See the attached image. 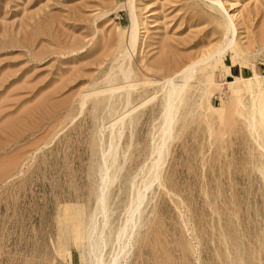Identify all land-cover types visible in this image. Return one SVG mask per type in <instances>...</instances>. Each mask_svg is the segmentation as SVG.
Returning <instances> with one entry per match:
<instances>
[{
    "label": "rangeland",
    "instance_id": "1",
    "mask_svg": "<svg viewBox=\"0 0 264 264\" xmlns=\"http://www.w3.org/2000/svg\"><path fill=\"white\" fill-rule=\"evenodd\" d=\"M121 1L0 0V165L17 155L0 166V264H85V239H76L74 225L81 228L93 206L94 165L111 141L127 161L107 190L108 263L124 240L115 230L135 188L124 173H137L139 184L153 158L167 70L218 46L230 13L238 45L211 67L216 82L207 96L198 83L204 69L185 86L164 165L120 264H264V114L257 135L244 116L249 92L241 84L244 105H237L230 89L232 75H251L252 63L264 74V48L253 56L242 47L261 43L264 0H134L138 40L123 60L130 16L114 9ZM119 60L131 67L134 97L146 98L134 100L132 124L113 140L107 79L118 75L109 69ZM84 94L91 95L80 108Z\"/></svg>",
    "mask_w": 264,
    "mask_h": 264
},
{
    "label": "bare ground",
    "instance_id": "2",
    "mask_svg": "<svg viewBox=\"0 0 264 264\" xmlns=\"http://www.w3.org/2000/svg\"><path fill=\"white\" fill-rule=\"evenodd\" d=\"M210 1H211L210 3H212L213 5L215 3L221 4L220 0H210ZM119 7H124L125 9H127L129 16H130V23H129L128 29H127L128 35H127L126 43H125V46L123 47V50H121L119 52L120 55H118L119 58H121L123 60L128 55L129 47L132 50L136 47V43L138 40V31H137L138 30V18L134 12V0H122L121 2L116 3V6L114 7V9H117ZM234 17H235L234 13H232V14L230 13V15H228V19L226 20L225 29L223 32V38H222V40L218 46H216L215 48H213L211 50L205 51L198 58L190 59L184 64L179 65L177 62H174L172 64V66H170V68H168L167 71H170V72H168L169 74L167 75V77L165 79V83H166V87H165L166 89L165 90H166V92H165V96H164L163 104H162L161 122L159 124L160 125L159 126L160 127L159 128V137H158V141H156L153 144V146L151 147V150H150V155H153V158L151 160L150 165L147 167V170L144 173V175L140 176V177H142L140 182L138 179L139 184L135 185V183L133 181L134 177L136 178L137 173H133V172L128 173V174L124 173V175L128 176V178H127L128 182L132 186L134 185L135 188L132 191L133 196H132V198L130 197L131 200L128 197V199L130 200L129 206L127 207V205H126L128 214H125V215H127L126 218L123 220L122 224H120L115 230L116 240L118 242L122 238H124V240H123V242H121V245L118 246V250L116 249L117 251L112 253L107 264H120V258L123 259V257L126 254V251L128 250L127 246L130 243L129 238L131 237V235L134 232V231H132V229L135 228V226L138 222H140L139 221V217L141 215L140 206H141L143 199L145 198L146 190L152 185V183L154 181L158 180V178H159V169L158 168L162 165L161 163H163V165H164V162H162L163 161L162 158H163L164 152L167 149L166 140L172 136L173 122H175V120H176V114L178 113V104L181 101L182 96L184 94L185 86L187 85V83H189L188 81L194 76V73H195L197 68L204 69V73L199 78L198 83H199L200 95L207 96V94L210 91V88L213 85H215V82H216L214 80V73H213L211 67H213L215 65V63L220 62L222 60L224 54L229 49H233L234 45H238V42H237L238 27L236 26V23L234 22V19H235ZM236 20H237V17H236ZM257 37L260 39L261 43H259V41L256 40V38H254L253 44L256 45V48L253 51H249V48H247L248 46L246 47L243 45L242 46L243 51H245L246 53H250L253 56L256 54H260L264 48V38H263L264 32L260 33ZM250 65L252 68V74L251 75L243 76L240 73H239V75H232L231 74L233 78L230 81V89L232 92V96L235 98V100L237 102V105L238 104L244 105L243 101H242V85H244L245 89L249 92L250 98L248 100V110H246V112H244V114H245L244 116H246L248 118V122H247L248 127L253 132H256L257 135H259L260 131L258 132V128H259V125L261 124L260 119H261V116L264 114V112L262 111V106L264 104V74L258 73L256 71L255 65L253 63ZM114 68L117 69L118 75L112 76L111 78L107 79V81L109 83H111L110 88H109V90H110L109 92L112 94L113 97L115 96L114 97V100H115L114 101V109H113V112L111 113V115H113L112 123L110 124V128H111L110 132H111V137H112L111 139L120 138L122 131L124 130V127L126 125L132 124L133 119H134V117L132 115V111L134 109H136V108H134L135 105H133L134 100L140 96V98H141L140 100L142 102L146 98L144 96L142 97V93H138L137 95H135L136 97H134V95H133V91H134V89H136V82H134L135 80L131 76L130 65L123 64L122 61L119 60L114 65L110 66L109 71H112ZM145 72H147V71H145ZM241 77L244 78L243 83L239 82ZM175 78H178L179 80L176 81V80H174ZM94 84H95V82H94ZM93 88H95V87H93ZM95 92H98V91H95ZM101 92H102V90H101ZM101 92H99V93H101ZM88 95H91V94H84L80 97V99H79L80 108H82L83 105L85 104L86 97ZM191 96H192V93H191ZM154 97H155V95H154ZM108 105H109V103H108ZM208 106L210 108H213L212 104L209 101H208ZM137 107H139V106H137ZM107 111H108V109H107ZM239 112L242 113L241 111H239ZM126 118H127V121H126ZM220 119H222V116L220 117ZM222 123H223V121H222ZM53 124H54V122H53ZM208 127H209V125H208ZM101 138H102V135H101ZM36 139H37V141L34 140V142H38V138H36ZM257 139H258V137H257ZM259 145L264 149V143L262 141L259 142ZM27 146H28V144H27ZM20 149H21V147H20ZM105 152L106 151H104V153ZM107 152H108L107 156L103 158V162L101 161L102 164L99 162H96V164L94 165L93 174L95 177L93 178V185H92L93 206L89 210L87 218L84 221L82 220L84 225H82V227L80 228L81 225H80L79 221L74 225V231H75L76 239L77 238L85 239L84 244L87 247L85 254L83 255L85 264H105L103 261L104 256L102 255V252H103L102 250H103V247L105 246L106 242H105L104 237L102 236V233L104 231L103 229L106 226L107 220L109 218L107 212L110 209V205H111V199H110V196L107 194V190H108V187L114 181L118 180L121 177L120 171L123 170L125 163L127 161V157H125L124 155L122 156V160L119 158V156H118V144L116 142L111 143V141H110ZM12 155H13V157H15V158H12L13 160H11V161L8 160V159H11L8 157L7 158L8 161L4 162V160H3L2 163L5 164L6 162L7 163L9 162V164H10V162H12V161L14 163V161H16V159H17V155H14L13 153H12ZM108 157H110L109 163H107ZM30 161H31V159H30ZM3 164H1L0 166H2ZM143 166L141 165V168ZM142 170H143V168H142ZM142 173H143V171H142ZM142 173L139 175H142ZM147 174H150V175H149V177L145 178V175H147ZM160 181H162V179ZM158 184L160 185L161 182L158 181ZM149 198H150V196H149ZM99 213L102 215L101 223H99L97 221V216H98L97 214H99ZM125 213H126V211H125ZM111 216H112V214H111ZM69 219H70V217H69ZM71 223H73V222L71 221ZM139 224H138V226H139ZM258 226L259 225H257V228H258ZM72 228L73 227H71V229ZM148 230H150V229H148ZM108 238H109V236H108ZM153 243H154V241H153ZM160 245H161V243H160ZM226 246H227V244H226ZM115 247H116V245H115ZM189 249L191 250V248H189ZM196 251H198V246H197ZM229 251H231V250H229ZM196 254L198 255V252H196ZM126 259H124V260H126ZM105 261H107V260H105Z\"/></svg>",
    "mask_w": 264,
    "mask_h": 264
}]
</instances>
